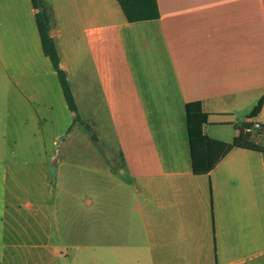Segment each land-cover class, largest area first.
Here are the masks:
<instances>
[{"label": "crops", "instance_id": "obj_1", "mask_svg": "<svg viewBox=\"0 0 264 264\" xmlns=\"http://www.w3.org/2000/svg\"><path fill=\"white\" fill-rule=\"evenodd\" d=\"M44 1L104 143L84 158L118 150L122 169L86 177L67 170L74 152L52 151L75 114L38 9L0 0V264H264V153L234 147L196 174L187 118L199 102L204 133L225 143L264 127V102L249 117L264 97V0H123L128 14L119 0ZM262 131L250 136L264 147Z\"/></svg>", "mask_w": 264, "mask_h": 264}, {"label": "trees", "instance_id": "obj_2", "mask_svg": "<svg viewBox=\"0 0 264 264\" xmlns=\"http://www.w3.org/2000/svg\"><path fill=\"white\" fill-rule=\"evenodd\" d=\"M33 5L38 9L36 14L37 27L40 33L42 47L44 53L50 58L63 89L64 97L69 109L75 114L73 123H80L82 119L79 115L74 94L66 72L60 67V57L56 43L51 36L52 13L47 7L44 0H31ZM124 11L128 14V9L123 0H119ZM264 102V97L258 102L255 108L250 113L249 117H256L261 111ZM209 114L203 112L199 102H190L187 104V118L189 139L191 144V154L193 168L196 174L209 173L217 163L234 147H244L254 150H259L264 153V147L255 143L250 136V133H244L243 129L248 126L244 125L239 135L235 136L231 143L218 141L207 136L203 127L207 124ZM71 128V127H70ZM69 128V132H70ZM260 128H256L257 134H262ZM122 157V154H120Z\"/></svg>", "mask_w": 264, "mask_h": 264}, {"label": "rangeland", "instance_id": "obj_3", "mask_svg": "<svg viewBox=\"0 0 264 264\" xmlns=\"http://www.w3.org/2000/svg\"><path fill=\"white\" fill-rule=\"evenodd\" d=\"M67 114H69L67 120L68 130L62 129L60 131V137L56 138L52 136L51 138L52 151H55V149L60 146L67 147L69 151L74 152L71 156L75 158V162H79V166H67V170H80L82 172L81 169H84L82 175L86 177L110 176L102 172L106 167L115 173H121L122 159L118 153V150L113 151L106 149L105 159L102 157V161L98 162L96 160H91L90 156H86V158H84V154H86V150L88 147H94L95 150H97L96 152L101 153L102 156L104 153V143L99 138L97 132L92 131V124L88 120L83 119L82 122L72 125V117H70L69 112H67ZM69 128L70 132H68ZM94 134L98 137L99 140H94L92 138ZM81 156L82 158H80ZM88 159H90V162ZM85 164H89V166H84Z\"/></svg>", "mask_w": 264, "mask_h": 264}, {"label": "built area", "instance_id": "obj_4", "mask_svg": "<svg viewBox=\"0 0 264 264\" xmlns=\"http://www.w3.org/2000/svg\"><path fill=\"white\" fill-rule=\"evenodd\" d=\"M260 127H261L260 124H256V125H252V126L248 125L247 127H245L243 129V132L244 133H251V132L255 131L256 128H260Z\"/></svg>", "mask_w": 264, "mask_h": 264}, {"label": "water", "instance_id": "obj_5", "mask_svg": "<svg viewBox=\"0 0 264 264\" xmlns=\"http://www.w3.org/2000/svg\"><path fill=\"white\" fill-rule=\"evenodd\" d=\"M94 140H97L98 139V137L94 134L93 135V137H92ZM49 169H50V171L52 172V173H54L55 172V169L53 168V167H49Z\"/></svg>", "mask_w": 264, "mask_h": 264}]
</instances>
